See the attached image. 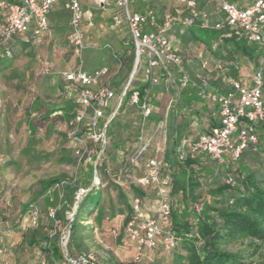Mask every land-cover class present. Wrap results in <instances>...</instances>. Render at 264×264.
<instances>
[{
  "label": "trees",
  "instance_id": "1",
  "mask_svg": "<svg viewBox=\"0 0 264 264\" xmlns=\"http://www.w3.org/2000/svg\"><path fill=\"white\" fill-rule=\"evenodd\" d=\"M174 1L176 0H136L131 5V9L134 12L146 14L152 11L156 15L157 25L159 26L164 23V17L167 14L173 17V25L167 30V35L171 39L170 51L174 55H177V52L171 38L173 32L175 34L174 40L183 43L182 45L185 48H188L190 44L193 47L201 48V51L193 56L191 62L202 70L203 75L194 79L185 71L192 82L183 88L181 101L174 111L176 116L182 117V121L172 127L174 130L170 144L172 156L169 154L165 156L161 174L163 179H167L171 183L172 213L169 223L165 225V229L176 236L177 245L170 251L160 246L163 251L173 254L172 264H254L248 261L242 253L231 252L225 247L244 240L252 241L256 251L259 246H264V124L257 127L259 144L256 149L253 147L247 148L243 152L240 161L232 168L226 169L206 155L192 159L188 152L190 145L199 136L195 138L192 135L193 132H191L193 119L199 113L197 107H201L202 102L209 103L199 96V86L207 82L211 89L222 93L231 92V82L242 80L241 64L243 62L246 63L247 68L250 67L252 74L262 72L264 77V48L257 43L249 41L247 33L239 25L228 24L227 15L220 7V0H215L217 16L212 17L211 13L200 7V1L192 0L195 2V6L189 7L186 4L183 17L179 21L177 10H172V12L166 10L168 3ZM224 1L235 5L240 10L247 9L254 2V0ZM103 11L100 10L99 12ZM115 15H120L123 19L121 25L113 29L119 32L121 39V47L115 53L121 64L118 73L122 69H127L128 73H130L133 70L136 58L135 45L123 10L116 8L112 4V11L108 18L110 24ZM185 18H188L190 23L183 24V19ZM94 30H96V27L91 34ZM148 30L153 29L148 28ZM28 33L15 37L7 45L10 54L5 50L0 51V72L11 66L12 57L20 46L24 50H27L30 46L28 39L25 38ZM194 52L192 50V53ZM209 53L212 54L211 61L213 64L211 67L213 69L208 68L209 60L206 59V55ZM143 58L146 61L148 60L145 54L142 55L141 68L143 72L141 80L136 79L137 75L134 76L116 115L107 125V145L103 153L99 156L96 165L95 162L98 157L96 154L91 157L90 153H87L86 156H88L79 162V165L86 164V167H83L80 177L67 181V184L62 187L64 204L60 208L56 207L55 217H49V210L46 211L44 216L36 204L27 203L23 206L13 229L14 234L17 233L22 236L17 249L14 250L12 255L16 264H28L33 260V252L37 250L39 254L43 253L40 264H45V261L48 264H64L65 254L62 248V236L61 232L57 230L60 225L67 226L70 224L67 251L73 259L80 256H88L80 252L83 233H93L95 230L103 232L104 228L107 227L106 225L110 229H116L114 227L115 218L112 216L106 217L104 214L102 196L104 195L105 184L102 179L99 180V175L101 172L108 170L107 159H111L113 163H116L112 169L115 173L120 172L118 164H124L125 168L123 171L126 174L138 170L136 163H132L135 153L129 156L123 143L116 139V134L119 133L124 123H131L132 119L129 117L132 113L129 104L133 91L139 90L141 101L147 100L150 105L153 97L158 92L155 90V86L157 87L159 83L153 84L151 81L144 79L148 62L143 64ZM212 70H214V74H217L214 79L212 76L208 77L207 75ZM157 77H159L160 81V76L157 75ZM219 81L225 82L224 84L227 85L226 87L230 91L222 89L218 85ZM109 85L115 92V97L109 101L105 109V117L101 120V125H104L112 112L116 111L119 97L125 88L124 85L117 89L111 83ZM79 108L80 106L77 103H74L70 108L73 120ZM139 110L142 114L141 109ZM125 112L126 115H124ZM216 115L218 116V110ZM218 125L219 118H215V120L211 121L210 128L205 132H209ZM38 126L39 124L36 121L30 122L31 133L36 132ZM72 127L74 129L73 125ZM186 130H188V134H186ZM89 132L90 128L83 129V126H80L78 136L85 138ZM129 139L133 142H138L139 137L136 136ZM184 141H186V145L181 150L184 153V159L180 160L177 148L181 147ZM96 145L101 149L100 143H96ZM72 152L75 155L74 150ZM142 160L143 158L141 157L137 162L139 163ZM166 167L167 169L164 170ZM96 177L98 179L97 184L95 183ZM227 178L233 179L234 184H227ZM61 182H63L61 178L44 181L42 193H46L51 187L59 185ZM80 190L87 191L81 201L77 199V194ZM131 190L134 194L133 201L139 199L146 213L143 201L151 191L156 194V189L145 188L142 185H136V187L132 185ZM93 197H96V200H93ZM175 197L177 199L176 202ZM132 204L129 209L130 213L123 221L124 232L128 221L134 216ZM75 205H77V211L73 220H69L67 212L71 211ZM196 205L201 208L199 213L195 209ZM35 210L38 214L36 225H33L31 219ZM95 212L97 214L94 218V224H91L90 222ZM146 215L149 217L155 216V214L151 216L147 213ZM25 216L29 217L27 226L32 228L30 231H26L23 223H21ZM84 222L87 224H83ZM44 230H46V233ZM48 230L50 233H48ZM2 236L4 235L0 236V249L4 250L6 254L12 252L11 250H6L7 247L2 243ZM10 236L6 235V238ZM97 263L140 264L138 260L123 263L116 261L112 256L104 260L99 258ZM0 264H3V262L0 261Z\"/></svg>",
  "mask_w": 264,
  "mask_h": 264
},
{
  "label": "rangeland",
  "instance_id": "2",
  "mask_svg": "<svg viewBox=\"0 0 264 264\" xmlns=\"http://www.w3.org/2000/svg\"><path fill=\"white\" fill-rule=\"evenodd\" d=\"M198 1H200V7L211 13L212 17L217 16L215 0ZM187 2V0L170 2L166 10L171 12L177 10L179 21L183 17ZM62 10L64 14H60L54 21L52 36L43 32L38 34L30 32L25 37L30 46L27 50L20 46L12 57L11 66L0 72V236L4 235L1 238H3L2 243L7 247L6 250L12 251L1 254L2 257L4 254L7 256L5 260L7 264H16L12 255L22 236L14 234L13 229L23 206L27 203L36 204L44 216L49 209L62 207L64 204L62 186L55 185L46 193H42L43 182L53 178H61L66 182L75 180L80 177L83 167H86V164L79 165V160L72 152L75 143L70 138L74 130L71 125L73 117L70 108L76 103L77 92L76 88L65 80L64 73L70 70L74 71L79 67L92 70L107 66L113 68L114 66L113 71L116 73L112 79V86L116 89L123 85L126 86L132 74V71L128 73L127 69H122L118 73L120 67L114 55L119 50L120 34L115 30H107L110 25L108 18L112 11V4L102 13L96 11L99 14L96 30L89 34L92 36L91 40L87 41L89 48L79 55L75 53L74 47L70 43L71 32L68 25V14L64 9ZM5 14L6 11L0 9V27L5 24ZM53 15L55 17V14ZM171 38L177 52L176 56L181 60L182 68L194 79L201 77L202 70L191 62L193 56L197 55L201 48L193 47L192 44L185 48L183 43L174 40V32ZM105 44H109L111 49H104ZM192 50L196 54L192 53ZM211 58L212 54L206 55V59L209 60V69H213ZM142 61L143 64L148 62L145 58ZM141 67L140 58L135 74V76L137 75L136 79L140 80L143 72ZM241 68L242 77L245 74H251L252 80L253 74L250 72V67L247 68L246 63L243 62ZM169 70L171 76L159 66L157 67L155 73L160 76V81L157 87L155 86V90L158 92L151 101L152 113L149 120L146 121V126L143 127L139 108L130 103L132 114L129 115V118L132 119L131 123H124L119 133L116 134V139L123 143L129 156L135 153L140 144V139L138 142H133L129 138L138 136L151 142L142 157L143 160L135 164L138 170L126 174L123 171L124 164H118L120 172L115 173L112 169L116 163L107 159L108 170L99 175V180L102 179L105 184L102 196L104 214L106 217L115 218L114 227L116 229H110L106 225L103 232L95 230L93 233L82 234L80 252L94 257L97 261L99 258L104 260L112 256L116 261L130 263L138 258L136 249L126 244L123 221L130 213L129 209L134 198L131 186L140 185L139 181L145 174L147 160L156 148L161 147L163 160L168 154L172 156L170 145L174 132L172 125L169 124L161 133H156V120L162 121L165 116V108L170 103L178 106L182 97L181 74L176 66H170ZM207 75L214 79L217 74H214V70H212ZM142 77L144 78L143 75ZM224 83L219 81L218 85L225 89L227 85ZM153 115H155L154 118ZM34 121L39 126L36 132L31 133L29 124ZM204 124V126H196V129H207L208 122ZM81 126L83 129L90 127V116ZM86 147L91 157L95 154L99 155L101 151L93 140H86ZM87 156L85 155V158ZM156 199V194L151 191L143 201L147 213L151 216L155 214ZM93 200H96V197H93ZM176 200L175 197V202ZM76 211L77 205L67 212V218L72 220ZM96 214L97 212L92 216L91 224H94ZM28 218L25 216V219L21 220L26 231L32 229L27 226ZM69 227L70 224L60 225L57 228L64 240L69 236ZM44 231L46 233V230ZM48 233H50L49 230ZM6 235L11 236L6 238ZM225 249L242 253L248 261L254 264H264V246H259L256 251L252 241L244 240L229 244ZM32 256L33 260L28 264H40L43 253L39 254L37 250L33 252ZM138 261L140 264H172L173 254L163 251L161 246H158L154 251L145 250ZM44 263L48 264L47 261Z\"/></svg>",
  "mask_w": 264,
  "mask_h": 264
},
{
  "label": "built area",
  "instance_id": "3",
  "mask_svg": "<svg viewBox=\"0 0 264 264\" xmlns=\"http://www.w3.org/2000/svg\"><path fill=\"white\" fill-rule=\"evenodd\" d=\"M134 1L136 0L1 1L0 9L5 10L7 15L5 24L0 27V51H8L7 45L15 37L28 33L32 26H35L39 32L49 33L50 11L54 6L63 2L65 8L70 12V26L72 29L70 43L77 55L82 54L89 48L87 42L88 31L96 27V11L105 10L112 3L116 8L123 10L139 61L144 54L148 57L145 79L153 84L158 83L159 77L155 73L158 66L169 76L172 75L169 67L176 66L181 74L180 86L182 88L188 86L192 82L191 78L182 68L180 58L170 51L171 39L167 35V30L173 25V17L167 14L164 17V23L159 26L157 25L156 15L152 11L146 14L132 11L131 5ZM187 4L189 7L195 6V2L192 0H189ZM220 7L227 15L229 25H239L247 33L249 41L264 48V0H254L253 4L245 10H240L235 5L220 0ZM122 20L120 15L113 16L107 30L117 28L121 25ZM188 23H190L188 18L183 19V24ZM148 28L153 30L149 31ZM103 48L111 49V46L105 44ZM7 53L10 54V51ZM114 57L116 58L115 55ZM117 62L120 67L121 64L118 59ZM138 65L139 62L137 68ZM109 72L108 67H101L91 72L84 71L82 67H79L74 71L64 73L65 80L76 88V103L80 106L71 123L74 130L70 137L75 143L74 152L79 162L88 153L86 140H93L101 144V151L95 162L96 165L99 156L107 145V125L116 115L135 76L130 77L129 83L119 97L116 111L112 112L104 125H101V120L105 117V109L109 101L115 97V92L110 88V85L103 82ZM231 86L232 91L228 93L211 89L207 82L199 86V96L218 106L219 125L209 132L199 134L198 138L190 145L188 152L192 159L206 155L226 169L236 165L247 148L253 147L256 149L259 144L257 127L264 124V77L262 72L254 73L250 84L238 80L232 81ZM130 103L141 109L142 124L143 127L146 126V121L149 120L152 113L150 103L147 100L141 101L139 90L133 91ZM88 116H90V132L86 138H83L78 136V132ZM165 127V123L159 121L156 125V133H161ZM139 139L140 144L135 151L132 163H137L151 145V142L143 140V137ZM185 145L186 141L183 142L181 147L177 148L180 160L184 159V153L181 150ZM161 152V147H157L147 160L145 174L139 181V184L145 188L156 189L155 216H147L141 206V201L135 199L132 204L134 216L128 221L125 228L126 244L136 249L138 253L137 260L143 256L145 250L154 251L161 245L165 250L170 251L177 245L176 236L165 229V225L169 223L171 218L172 201L170 196L171 183L161 177L163 169ZM95 183H98L97 177ZM226 183L233 185L234 181L227 178ZM65 184H67L66 181L60 183L62 187ZM86 193L87 191L80 190L77 199L81 201ZM195 209L198 213L201 210L199 205H196ZM56 210L57 208L49 209V217L54 218ZM37 214L36 210L32 213L31 222L33 225H36ZM68 241L69 236L67 239L61 240L65 254L64 264H98L92 256L71 258L67 251ZM3 253L4 251L0 249V255Z\"/></svg>",
  "mask_w": 264,
  "mask_h": 264
},
{
  "label": "crops",
  "instance_id": "4",
  "mask_svg": "<svg viewBox=\"0 0 264 264\" xmlns=\"http://www.w3.org/2000/svg\"><path fill=\"white\" fill-rule=\"evenodd\" d=\"M87 4H88V2H87ZM85 8L87 9L88 6L85 7ZM62 9H64L65 12L68 14V25L70 27V32L72 33V29H71V26H70V12L65 8L64 3L61 2L58 5L54 6L51 9L50 14H49L50 31H49L48 34L50 36H52V33H54V30H53L54 21L59 17L60 14H64V12H63ZM53 14H55V17H54ZM98 15L99 14L96 13V20L95 21H97ZM5 20H6V14H5ZM30 32H33L34 34H38L39 33V32L36 31V27L35 26H32L30 28L29 33ZM91 32H92V30L91 31H88L87 41L88 40H91V38H92L91 35L89 36V34ZM119 40H120L118 42L119 43V47H121V39H119ZM107 67L109 68L110 72H109V75L103 80V82L105 84H110L111 83V85H113L112 79L115 77V73H116V72L113 71V68H115V67L114 66H113V68L110 67V66H107ZM99 68H101V67H99ZM99 68H96V69H99ZM96 69H92V70H85V69H83V70L84 71H87V72H91V71H95ZM68 72H71V70L68 71ZM241 79L244 81L245 84H250L251 83V81H250L251 80V74H248V75L245 74V75H243V77ZM229 85H230V83H229ZM225 91H230V90H228V87H225ZM165 109H166L165 116H164V118H162V121L165 123L166 127L169 124H171L172 127H173L176 123H181L182 117L181 116H176L174 114V111L176 109V106H174L172 103H170ZM197 110L199 111V113L195 115V119H193L192 128H191V132H193L192 135H194L195 138L199 134L205 133V131L210 128L211 121L215 120V118L218 119V116L216 115V112L218 110V106L217 105H214L212 103H204V102H202L201 103V107L200 106L197 107ZM154 117H155V115H153V118ZM156 121H157L156 122V124H157L159 120H156ZM206 122H208V124H206L207 129H205V130L204 129H202V130L199 129L198 130V128L196 129V126L197 127H199L200 125H203L204 126L205 125L204 123H206ZM187 132H188V130H186V134H188ZM156 198H157V196H156ZM156 201H157V199H156ZM146 213H147V210H146ZM0 257H1L0 258V261L3 262V264H7L6 261H5L6 258H7V256H5V254H4L3 257H2V255H0Z\"/></svg>",
  "mask_w": 264,
  "mask_h": 264
},
{
  "label": "water",
  "instance_id": "5",
  "mask_svg": "<svg viewBox=\"0 0 264 264\" xmlns=\"http://www.w3.org/2000/svg\"><path fill=\"white\" fill-rule=\"evenodd\" d=\"M139 62V56H138V53L136 54V58H135V63H134V66H133V70H132V74H131V77H133L136 73V69H137V64Z\"/></svg>",
  "mask_w": 264,
  "mask_h": 264
}]
</instances>
